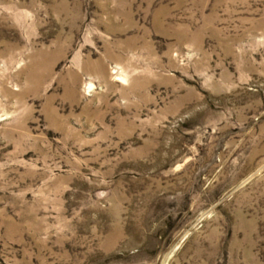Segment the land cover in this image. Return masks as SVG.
<instances>
[{
  "label": "rangeland",
  "instance_id": "obj_1",
  "mask_svg": "<svg viewBox=\"0 0 264 264\" xmlns=\"http://www.w3.org/2000/svg\"><path fill=\"white\" fill-rule=\"evenodd\" d=\"M0 264H264V0H0Z\"/></svg>",
  "mask_w": 264,
  "mask_h": 264
},
{
  "label": "bare ground",
  "instance_id": "obj_2",
  "mask_svg": "<svg viewBox=\"0 0 264 264\" xmlns=\"http://www.w3.org/2000/svg\"><path fill=\"white\" fill-rule=\"evenodd\" d=\"M121 77L123 76V73H121V75H120ZM91 87V86H90Z\"/></svg>",
  "mask_w": 264,
  "mask_h": 264
}]
</instances>
